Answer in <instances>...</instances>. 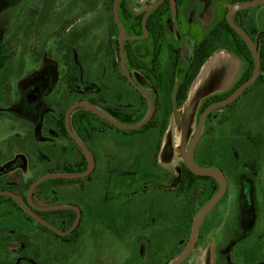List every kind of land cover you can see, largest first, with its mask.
Segmentation results:
<instances>
[{"label": "rangeland", "instance_id": "rangeland-1", "mask_svg": "<svg viewBox=\"0 0 264 264\" xmlns=\"http://www.w3.org/2000/svg\"><path fill=\"white\" fill-rule=\"evenodd\" d=\"M157 1L126 0V6L135 16ZM230 2L197 0L186 6L185 14L209 28L214 11L219 9L220 18ZM245 10L248 33L260 45L264 4ZM113 20V0H0V43L5 52H12L0 71V178L6 179L1 186H19L20 180L29 182L67 162L75 169L82 155L59 135L54 120L66 118L74 99L103 103L107 98V106L133 114L142 107L147 116L149 104L147 108L140 92L123 76L120 33L113 31ZM141 42L132 41V45L139 47ZM150 56L148 53L147 61ZM114 60L122 82L110 70ZM248 66L229 48L215 51L179 105V121L168 98L161 99L166 105L165 130L160 125L157 131L132 133L95 121L97 131L87 141L95 157L91 181L83 182V186L55 188L50 193L56 196L54 205L80 208L81 220L73 232L76 241L67 243L53 233L40 231L20 214L15 223L0 227L1 235L10 236L0 240V264H118L138 253L139 247L144 258L151 255L147 264L172 263L187 240L180 229H190L194 216L219 187L214 190L215 183L199 180L187 197L174 187L172 179L181 176L184 154L206 98L231 92ZM127 68H131L130 63ZM129 71L156 109L155 89L139 72ZM262 83L250 86L235 102L215 110L205 121L196 160L202 167L220 170L227 179V189L201 224L185 264H264ZM29 138L37 140V151ZM158 139L162 146L168 140L173 145L170 163L157 150ZM163 172L169 174L167 178ZM174 190L179 192L177 199L170 201L168 193ZM44 197L47 200L49 195ZM183 198L188 200V216ZM51 219L58 227L67 226L66 220ZM16 236L27 237L31 246Z\"/></svg>", "mask_w": 264, "mask_h": 264}, {"label": "trees", "instance_id": "trees-1", "mask_svg": "<svg viewBox=\"0 0 264 264\" xmlns=\"http://www.w3.org/2000/svg\"><path fill=\"white\" fill-rule=\"evenodd\" d=\"M251 0H231L230 4H235L238 2H246ZM114 2V0H113ZM113 10V8H112ZM228 8H225L224 12L222 13L223 16H220V21L218 22L217 26H213L212 30H210V33H208L205 36L204 41L202 44L197 48L193 61L191 62V65L187 69V71L180 67L178 68L175 73H171L170 71L166 69H155L152 79H157L158 81H161L164 79V84L161 82H157L155 84V89L159 94L158 99V106L155 109L154 115L150 122L145 125L144 127L137 129V130H129L132 133H140L143 131H148L151 129H155L162 125L161 127L163 130L166 129L167 126V120L166 115H164L166 111V105L161 101V99L164 100L168 98V102L172 104V93L176 84V81L179 80V89H178V101L179 105H181L186 97L188 90L193 83L194 79L199 74L202 66L205 64V62L209 59V57L219 48H229L232 51L238 53L244 60L247 62L248 70L244 78L238 83V85L233 89L235 90L238 86L243 84L245 81H247L250 76L252 75L253 68H254V58L253 55L246 44V42L243 40V38L229 25L226 14H227ZM154 14V13H153ZM246 10H241L237 12L234 16V20L239 26H241L246 32H248V29L246 28V19L245 15ZM118 15L121 22L122 27L125 29V31L128 33L129 36H137L141 34V27H140V20L139 18H136L135 16H132L129 13V10L126 6V0H121L118 4ZM149 23H151V19L149 20ZM113 31L119 32L117 23L115 21V18L113 20ZM250 35V34H249ZM259 51H260V58H261V71L264 72V33H259ZM254 39V38H253ZM255 40V39H254ZM132 41H137L136 39ZM132 41L130 40L128 42L129 48L126 46V49L128 51V58L130 59V63L133 67H140L142 65V62L137 60V53L135 50V46L132 45ZM162 56L158 54L153 62H157V64H160V58ZM179 54L177 53L176 56V62L178 61ZM9 56L5 53L4 48H1L0 52V71L6 66V63L8 62ZM158 59V60H157ZM114 64L117 65V61L114 60ZM160 69V70H159ZM122 72V71H121ZM123 74V73H122ZM126 81H128L127 77L123 74ZM129 82V81H128ZM264 82V75L261 74L258 78V80L253 84ZM130 83V82H129ZM131 84V83H130ZM132 85V84H131ZM232 90V91H233ZM249 90V88H248ZM247 90V91H248ZM136 91L139 93L140 91L136 89ZM224 95L215 94L213 96H210L208 99H206L202 106V111L209 105L219 102L222 99L226 98L230 93ZM246 91V92H247ZM245 92V93H246ZM141 98L143 99L144 105L148 108V100L141 94ZM93 104L104 110L107 114L115 118L116 120L127 123V124H134L142 121L145 117V110L144 108H140L137 114L133 113H125L121 112L118 109H115L111 106H107L105 101H99V100H90ZM163 103V104H162ZM167 103V101H166ZM212 116L210 114L209 118ZM88 120L91 121L92 127L88 124ZM97 120H101L102 122L106 123L111 128H117L120 129L113 124L109 123L99 115L93 113L92 111L85 109L83 107L77 108L71 115V126L73 130L77 133V135L81 138V140L87 145L88 139H92L94 136V133L97 131V129L94 126V122ZM123 120V121H121ZM56 127L58 130V133L61 137L68 139L78 150V152L82 155V159L79 160L78 165L74 166L71 163H66L61 167H56L54 169H51L49 172H81L85 171L88 168V160L82 151V149L79 147V145L76 143L75 139L71 137L67 127H66V118H60L56 121ZM182 176L181 178H176V185L179 192H184V194L188 197V194L190 190L194 188V186L197 184L199 180H210L212 183H215V187H213L214 190H217V187L219 186L217 181L209 176H199L194 173H192L184 164H182ZM38 177H35L29 182H24L23 180L19 181V186H1L3 182L6 179L0 178V190H10L15 192L22 201L29 207L33 208L34 206H40V207H48L53 206L54 202L56 201V196L50 194L52 189L60 188L64 186H71L75 184H79L83 186V182L86 183L88 181H91L92 174H90L87 177L84 178H76V179H68V178H56V179H49L42 183H40L32 192V201L33 205H31L28 201L27 192L31 185V183L36 180ZM86 181V182H85ZM219 189V187H218ZM177 190L176 192L179 193ZM45 194L49 195L47 200H45ZM47 197V196H46ZM188 200H185L183 198V203L187 206ZM8 210L10 212L8 213ZM37 214L40 215L43 218H49L53 215H60L62 216L63 220L67 221V226L60 227L61 230L67 231L70 229V227L73 225L77 218V211L72 209H61V210H36ZM20 214H23L25 217L24 219L29 220L31 222L37 223L41 228L45 229L48 232H51L55 234L57 237H60L63 241L67 243H73L76 241L74 234L72 233L69 236H61L59 234H56L46 226L40 224L37 222L34 218H32L30 215H28L25 210L22 208V206L11 196L9 195H0V227L4 225L5 223H15L17 221V218H19ZM52 224L56 225L53 221H51ZM57 226V225H56ZM58 227V226H57ZM58 227V228H59ZM74 237V238H73ZM10 236H5L0 234V240L9 239ZM18 239H23V237L17 236Z\"/></svg>", "mask_w": 264, "mask_h": 264}, {"label": "water", "instance_id": "water-1", "mask_svg": "<svg viewBox=\"0 0 264 264\" xmlns=\"http://www.w3.org/2000/svg\"><path fill=\"white\" fill-rule=\"evenodd\" d=\"M121 0H114V18L117 23V26L119 28V33H120V42H119V52L121 55V67L128 78L129 82L142 94L145 95V97L148 100L149 103V112L147 116L140 122L134 123V124H125L121 123L109 114H107L104 110L96 106L90 101H79L73 104L66 112V127L71 135L72 138L75 139L76 143L79 145V147L82 149L84 152L87 160H88V168L85 171L81 172H49L46 173L40 177H38L36 180H34L27 192V197L28 201L31 205H33L32 201V192L33 190L42 182L49 180V179H56V178H68V179H76V178H84L89 176L90 174L93 173L95 169V158L90 150V148L81 140V138L77 135V133L73 130L71 124V115L72 113L79 107H83L85 109H88L92 111L93 113L99 115L109 123L113 124L114 126L120 128V129H125V130H137L145 125H147L150 120L152 119L154 115V104L152 103L149 95L147 92L141 88V86L134 80L133 75L127 68L126 62H125V56H124V43L125 40L128 38L125 35V31L121 25L119 15H118V4ZM174 4V1H173ZM264 4V0H251V1H246V2H238L235 4H232L227 11L226 14V19L229 23V25L243 38V40L246 42L248 45L253 58H254V68L252 75L250 78L245 81L243 84L238 86L235 90L232 91L226 98L222 99L219 102L213 103L209 106H207L201 113L199 122H198V127L196 129V132L194 133L191 142L186 150V153L184 154V164L185 166L194 174L199 175V176H209L214 178L218 185L219 189L217 193L206 203V205L194 216L193 219V225H192V230H191V235L189 238V241L184 249V252L172 263L170 264H181L187 256L190 254L191 250L194 247L195 241L197 239V234L199 227L202 223V221L205 219V217L213 210L217 202L225 195L226 189H227V179L225 175L218 169L212 168V167H202L197 163L196 160V149L199 144V141L201 139L202 131L204 128V124L208 116L215 110L227 107L231 105L233 102H235L250 86H252L259 78L261 74V58H260V51H259V45L258 41H255L248 32H246L239 24H237L234 20V16L237 12L241 10H245L251 7H255L258 5ZM148 15V14H147ZM147 15L145 16V23H146V18ZM146 28V27H145ZM146 30V29H145ZM178 89H179V83H176L173 93H172V102H173V113L175 115L176 121L180 120L181 117V112L179 108V101H178ZM9 195L13 197L21 206L22 208L30 214L35 220L46 226L47 228L53 230L59 235L62 236H67L70 235L76 227L79 225L80 220H81V210L78 206L72 205V204H64V205H54L51 207H46L47 210H57V209H74L77 211V218L71 228L67 231H61L45 219L39 217L38 215L34 214L31 212L28 208V206L19 198V196L10 190H0V195Z\"/></svg>", "mask_w": 264, "mask_h": 264}, {"label": "flooded vegetation", "instance_id": "flooded-vegetation-1", "mask_svg": "<svg viewBox=\"0 0 264 264\" xmlns=\"http://www.w3.org/2000/svg\"><path fill=\"white\" fill-rule=\"evenodd\" d=\"M173 1H174V4H173ZM194 1H197V0H158L157 2L153 3L142 14L135 15V17L139 18V20H140V27H141V34L140 35L133 37V36H129L128 33L125 32L127 34L128 38L125 40L124 44H126V46L128 48H129L128 42L130 40L132 41V40L136 39V40L142 41L141 42L142 45L135 48L136 53L138 55L137 60L141 61L142 65H140V67H133L132 66V64L130 63L131 61L128 58V51H127L128 48L126 49V56H125L126 65L128 63H130L131 68H129V69L139 72L140 75L146 80V82H148L154 89H155V87H154L155 84L158 85L157 82H161L162 84H164V79H162L161 81H158L157 79H155V80L152 79L153 74H154V70L158 69V68L166 69V70H168L174 74L178 68L183 67L187 71V69L191 65V62L193 61V58H194V55H195L197 48L202 44V42L205 39V36L208 33H210V30H212L213 26L215 25V27H216L218 22L220 21L219 9H216V11H214L213 20H212V22L210 24L211 26L209 28H208V26H204V24H202L201 22H193V20H190L188 14H185V11H186L185 8H186V6L192 4ZM146 15H147V18H146V23H145V16ZM150 19H151V23H149ZM175 29H177V32L175 31ZM187 37L190 38V40L185 41V38H187ZM143 42H144V45H143ZM190 45L192 46V50L190 49ZM0 52H1V49H0ZM148 53H151L149 61H147ZM177 53L179 54V58H178V61L176 62ZM158 54H160L162 56L160 58V64L159 63L157 64V62H153L154 58ZM187 57H190V58L188 59ZM181 60H182V62L184 61V65L181 64V62H180ZM179 80H177L176 83H179ZM141 88L144 89L143 85ZM141 94H142V92H141ZM142 95L145 97L144 94H142ZM155 97H156V100L158 102L159 94L156 91V89H155ZM206 99H208V98H206ZM154 112H155V109H154ZM172 147H173V145L168 140V142L165 144L164 153H163L165 156L164 159L166 162L171 161L170 156L173 153ZM196 151H197V149H196ZM183 164H184V161H183ZM163 175L167 178V175H169V174L166 172H163ZM181 176H182V174H181ZM176 180H177L176 177H173L172 183H173L174 187L177 186ZM168 195H169L170 201L172 199H177L176 190H174L173 192H169ZM184 208H185V214H186V216H188L189 208H188V206H185ZM29 210L31 212H33L34 214L38 215L36 210H47V209H46V207H40V206H34L33 205V208H29ZM57 210H61V209H57ZM72 210H74V209H72ZM171 210H172V208L169 207L168 213L172 214ZM50 211H52V210H50ZM161 214H162V211H161ZM21 215L24 219L25 217L23 216V214H21ZM28 215H30V214H28ZM38 216L41 217L40 215H38ZM54 216L60 218V220L63 219L62 216H60L58 214L53 215L49 218H43V217H41V218H43L46 221H48L49 223H51V221H52L51 218ZM206 217H205V219H206ZM203 221H202V223H203ZM26 222H27V224L31 223V221H29V220H26ZM31 225H33L34 227H38V229L40 231L48 232L45 229L41 228L38 224L36 226L34 222H32ZM52 225H54V224H52ZM192 225H193V221H192V224L190 226V229L185 228V227L180 229L184 234H187V240H186V243L184 245L183 250L179 253L178 256L176 255L177 257L175 256L173 259L176 260L184 252V249H185V247L189 241L190 235H191ZM54 226L57 227L56 225H54ZM58 229L61 230L60 227ZM142 230H144V229H142ZM61 231H63V230H61ZM200 231H201V225L199 227L197 239L195 241L194 246L196 245V242L199 238ZM48 233H51V232H48ZM67 236H69V235H67ZM20 237H22V236H20ZM16 238H17V236H16ZM21 240H23L27 246H31L27 237H23V239H21ZM149 241H151V239ZM192 250H191V252H192ZM191 252L181 264H185L187 262L188 258L191 255ZM150 256L151 255H147L144 258L143 249L141 247H139L138 253H133L132 255L130 254V255L124 257L118 264H147L150 260ZM155 257H158L157 253L155 254ZM31 263H33V262H29V264H31ZM169 263L170 262H168L167 264H169Z\"/></svg>", "mask_w": 264, "mask_h": 264}, {"label": "crops", "instance_id": "crops-1", "mask_svg": "<svg viewBox=\"0 0 264 264\" xmlns=\"http://www.w3.org/2000/svg\"><path fill=\"white\" fill-rule=\"evenodd\" d=\"M247 16V15H246ZM248 17H252V18H254V15H250V16H248ZM109 26H110V24H108ZM111 29V28H110ZM109 32H108V38H109ZM4 48V50H6V47L3 45V44H1L0 43V49L1 48ZM8 56H9V58H11L10 56H12V52H5ZM110 70H111V72H112V75H114L115 77H116V79L117 80H119L120 82H122V79L118 76V73L116 72V69H115V64H114V61L113 62H111V64H110ZM125 83V82H124ZM261 85H264V82L261 84ZM105 100V102H107L108 104H109V102H108V99L107 98H104ZM79 101H90V99H83V98H81V99H78V100H76L75 101V99L73 100V103H76V102H79ZM19 103V102H18ZM106 103V104H107ZM114 103H119L118 101H116V102H114ZM54 120H55V124H56V121L57 120H59V118H54ZM88 124L92 127V124H91V121L90 120H88ZM27 125H29V124H27ZM41 127H44L43 125H41ZM29 128H31V127H29ZM57 128V127H56ZM96 129H97V126L95 127ZM104 129H106V128H104ZM110 129H112V128H110ZM148 131H157L156 129H151V130H148ZM30 134H31V132H30ZM31 138H29V143H32L33 142V144H34V146H35V150L37 151V149H38V147H36V144H37V140H30ZM63 147V146H62ZM164 147H165V144H163V146H162V143L160 142V139H158V148H157V150H159L160 151V153H164ZM173 151H174V149H173ZM92 152V151H91ZM162 153V154H163ZM93 154V153H92ZM94 156V155H93ZM95 158V157H94ZM75 160H77V157L75 156ZM167 163H170V162H167Z\"/></svg>", "mask_w": 264, "mask_h": 264}]
</instances>
